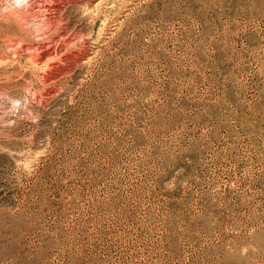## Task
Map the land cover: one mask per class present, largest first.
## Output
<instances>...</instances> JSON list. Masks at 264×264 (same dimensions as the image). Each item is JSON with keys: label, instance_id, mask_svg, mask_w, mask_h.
<instances>
[{"label": "rangeland", "instance_id": "rangeland-1", "mask_svg": "<svg viewBox=\"0 0 264 264\" xmlns=\"http://www.w3.org/2000/svg\"><path fill=\"white\" fill-rule=\"evenodd\" d=\"M0 264H264V0H0Z\"/></svg>", "mask_w": 264, "mask_h": 264}, {"label": "bare ground", "instance_id": "bare-ground-1", "mask_svg": "<svg viewBox=\"0 0 264 264\" xmlns=\"http://www.w3.org/2000/svg\"><path fill=\"white\" fill-rule=\"evenodd\" d=\"M20 1V0H19Z\"/></svg>", "mask_w": 264, "mask_h": 264}]
</instances>
